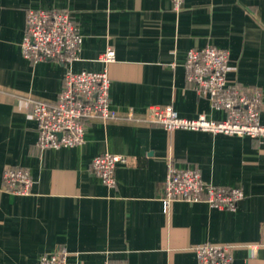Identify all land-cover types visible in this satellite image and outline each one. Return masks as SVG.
<instances>
[{"label":"crops","instance_id":"1","mask_svg":"<svg viewBox=\"0 0 264 264\" xmlns=\"http://www.w3.org/2000/svg\"><path fill=\"white\" fill-rule=\"evenodd\" d=\"M29 9L68 11L82 40L68 66L23 57ZM228 52L226 78L264 90V0H0V264H36L64 250L69 264H196L193 247L232 246L231 264H264V138L174 129L147 122L151 106L223 120L225 111L185 79L189 49ZM107 47L113 61L99 60ZM67 68L106 71L118 117L93 120L84 142L41 149L35 102L53 104ZM103 153L127 157L107 187L90 170ZM240 188L235 209L161 198L168 163ZM6 167L28 169L26 195L4 190Z\"/></svg>","mask_w":264,"mask_h":264},{"label":"built area","instance_id":"2","mask_svg":"<svg viewBox=\"0 0 264 264\" xmlns=\"http://www.w3.org/2000/svg\"><path fill=\"white\" fill-rule=\"evenodd\" d=\"M170 1L173 10L179 12L183 0ZM81 40L79 29L68 11H27L21 41L24 58L32 62L54 60L68 66L77 59ZM114 58V50L107 47L99 60L108 63ZM183 68L185 79L197 91L205 92L214 108L225 111V118L181 117L171 105H156L149 107L144 115L147 122L159 124L167 131L187 129L264 138V90L227 82L228 52L225 49L212 45L189 49ZM109 87L106 71L74 72L67 68L57 100L53 104L38 101L33 105L32 117L38 129L37 145L41 149L81 145L89 122L117 118V111L110 107ZM126 160L127 157L122 155L103 153L92 159L90 170L104 185L113 187L115 167ZM2 181L4 190L19 195L29 194L33 184L28 169L24 167H6ZM243 197L240 188L215 186L202 179L197 169L178 168L168 163L161 198L164 210L174 201L205 202L216 209L233 210ZM247 247L251 253L256 248L264 250V244ZM193 251L196 264H231L232 261V246L229 244L202 243L195 245ZM66 256L64 250H56L42 255L36 264H69Z\"/></svg>","mask_w":264,"mask_h":264},{"label":"rangeland","instance_id":"3","mask_svg":"<svg viewBox=\"0 0 264 264\" xmlns=\"http://www.w3.org/2000/svg\"><path fill=\"white\" fill-rule=\"evenodd\" d=\"M227 82L231 83L227 78H226Z\"/></svg>","mask_w":264,"mask_h":264}]
</instances>
